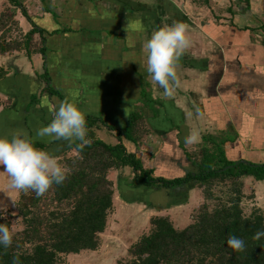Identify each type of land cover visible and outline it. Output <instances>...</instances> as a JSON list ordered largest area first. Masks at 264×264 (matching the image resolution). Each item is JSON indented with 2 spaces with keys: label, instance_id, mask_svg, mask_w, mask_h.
<instances>
[{
  "label": "crops",
  "instance_id": "0c3cea01",
  "mask_svg": "<svg viewBox=\"0 0 264 264\" xmlns=\"http://www.w3.org/2000/svg\"><path fill=\"white\" fill-rule=\"evenodd\" d=\"M16 1L31 22L7 0H0V14L2 5L4 10L14 8L23 35L33 26L43 32L46 51L30 58L18 52L0 54V69L6 73L0 80V136L25 129L58 161L73 158L76 141L36 136L38 129L51 123L59 104L70 102L86 117L118 128H125L136 111L148 130L161 127L181 139L177 143L182 151L189 146L185 137L191 134H196L197 142L202 134L218 137L225 132L229 162L264 166V0H249L237 12L221 10L225 3L229 7V0H208L207 6L193 0ZM205 10L206 20L199 21ZM189 11L198 22L192 21ZM177 22L187 26L191 46L179 61V86L165 96L147 73L144 44L156 30ZM45 72L52 95L42 78ZM167 123L176 131H168ZM95 132L105 144H118L112 132L103 128ZM123 144L141 161L136 147ZM177 162L186 175L184 161ZM253 183L255 201L264 210V181ZM171 213L150 211L145 218ZM187 226L174 225L178 230Z\"/></svg>",
  "mask_w": 264,
  "mask_h": 264
},
{
  "label": "trees",
  "instance_id": "16d2710c",
  "mask_svg": "<svg viewBox=\"0 0 264 264\" xmlns=\"http://www.w3.org/2000/svg\"><path fill=\"white\" fill-rule=\"evenodd\" d=\"M7 1L15 9L21 7L16 0ZM193 1L208 5V0ZM245 2L249 4V0ZM20 12L31 22L23 8ZM8 19L7 11L0 14V54L21 52L28 58L36 54L44 56L43 32L33 26L21 42H16L8 34L14 27L18 28V23ZM6 23H11L8 29ZM261 29L264 31V27ZM35 35L40 37L38 49L33 47ZM5 76L0 69V80ZM42 78L46 91L52 95L46 72ZM86 121L89 143H74L76 156L65 159L62 164L69 170L66 180L60 185L54 184L41 197L31 190H18L16 210L23 229L13 235L10 247H0V264H13L14 257H19L21 264H61L62 256L96 251L113 208V183L108 175L125 168L134 173L130 183L133 188L170 190L196 182L205 202L215 205L209 209L204 204L191 217V223L181 230L175 229L168 217L151 218L149 232L129 248L130 260L119 264H264V237L254 239L257 232L264 231V212L255 209L249 216L243 214L244 197L239 182L242 178L264 181V167L250 163L234 166L237 162H229L224 151L228 140L224 136L219 140V135H207L202 137V152L197 159L185 155L194 171L174 179L156 178L153 170L143 169L141 161L128 153L123 144L138 147L149 134L140 113L132 112L125 128L110 126L97 117H86ZM100 128L114 133L118 144L111 146L97 139L95 131ZM226 168L229 169L224 171ZM227 181L231 184L224 197L214 196V185ZM0 224L11 231L10 220L1 214ZM230 236L245 241L244 251L235 252L227 246Z\"/></svg>",
  "mask_w": 264,
  "mask_h": 264
},
{
  "label": "rangeland",
  "instance_id": "374dc122",
  "mask_svg": "<svg viewBox=\"0 0 264 264\" xmlns=\"http://www.w3.org/2000/svg\"><path fill=\"white\" fill-rule=\"evenodd\" d=\"M189 1L190 0H188V3ZM229 1V7H227L229 3H225L226 6H223L221 10L226 9L237 12L240 6L241 8L248 6V3L242 0ZM241 3L242 5H240ZM3 7L4 6L2 5L1 12L7 11L8 15H10L8 21L16 22V10L11 7H7V9L4 10ZM192 12L193 11H189V16L193 17V22H198V20H194L195 14H192ZM207 14V10H205V13L200 15L199 21L203 19L206 20ZM6 25V28L8 29L11 23H6ZM23 36L24 35L19 27H14L8 34V38H11L16 42H21ZM33 47L36 49L40 47L39 39H36L35 37ZM195 96L197 95L195 94ZM167 126L168 131H176V126L173 124L167 123ZM165 130L166 129L161 127H157L156 129L154 126H150L149 132H155V134L144 137L142 142H140V145L136 147L137 151L133 149L134 147L131 149L139 153L142 167L145 170H153L154 177L163 179L183 177L185 172L179 168L180 163L177 161H184V168L189 172L194 171V168L186 159L185 155L188 154L197 159L202 152V140L189 144V146L182 151L177 143L178 141L182 142V140L180 139L177 141L173 134H170ZM224 133L221 132L219 140L222 138L221 136H224ZM112 135L113 139H116L115 134L112 133ZM202 135L207 136L206 134ZM95 136L97 137L96 132ZM183 146L185 145L183 144ZM66 157L60 159L59 162L63 164L64 160L67 159ZM248 157H250V153L248 154ZM248 163L252 164V162ZM252 165L257 166L256 164ZM133 177L134 173L131 169L120 173H115V171L109 173L108 179L113 183V208L108 216L106 230L100 235L97 250L94 252H81L78 255L62 256L61 264L126 263L130 260L128 255L129 248L150 230L148 222L153 216L147 220L146 213H149L150 211L154 214L172 212L170 216L176 217L178 221L173 222V220L169 218L170 216L168 218L171 220L173 226L175 225L176 227L182 228L191 223V217L195 216L197 211L204 204L208 205L209 209H212L215 205L214 202H205L202 196V191L198 188L196 182L190 183L187 186H182L181 188L177 187L170 190H163L161 188H152L153 190H151V188L147 189L141 186L136 188L129 186ZM248 179L251 181H247ZM254 181L252 178H242L239 180L240 184H242L240 189L244 197L241 202V208L245 216H249L255 209L264 212V210H262L263 207L255 201V191H253V187H255V184L253 183ZM10 183L11 181L7 176V173L2 170L0 176V214L3 218L10 220L11 232L15 235L22 231L23 226L16 210L18 190L11 188ZM230 184L229 181L224 184H215L213 188L214 196L223 198ZM182 205L186 207H179Z\"/></svg>",
  "mask_w": 264,
  "mask_h": 264
},
{
  "label": "clouds",
  "instance_id": "9594fccd",
  "mask_svg": "<svg viewBox=\"0 0 264 264\" xmlns=\"http://www.w3.org/2000/svg\"><path fill=\"white\" fill-rule=\"evenodd\" d=\"M191 46L187 26L177 22L156 30L144 48L147 52V73L151 81L171 96L179 86L177 68L183 53ZM86 113L70 102H61L50 124L37 130L36 136L68 142L79 141L87 145ZM196 134L185 137V144H192ZM0 169L10 178V187L16 190L35 192L43 196L54 184H62L68 175L65 168L52 154L39 148L25 129H16L8 135L0 136ZM264 237V231L257 232L254 239ZM13 243L9 227L0 224V247L8 248ZM227 246L235 252L245 249V241L230 236ZM13 264H21L19 257Z\"/></svg>",
  "mask_w": 264,
  "mask_h": 264
},
{
  "label": "water",
  "instance_id": "95a60500",
  "mask_svg": "<svg viewBox=\"0 0 264 264\" xmlns=\"http://www.w3.org/2000/svg\"><path fill=\"white\" fill-rule=\"evenodd\" d=\"M239 164H244V165H246V164H248V163H245L244 161H240V162L235 163L234 166H237V165H239ZM255 167H257V166H255ZM262 167H264V166H262ZM227 169H229V168L224 169V171H226ZM180 188H181V187H180Z\"/></svg>",
  "mask_w": 264,
  "mask_h": 264
}]
</instances>
